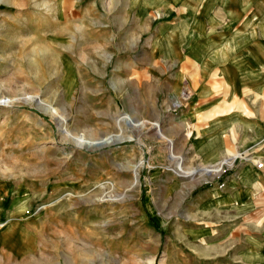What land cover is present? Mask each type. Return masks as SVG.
Wrapping results in <instances>:
<instances>
[{
    "label": "rangeland",
    "instance_id": "374dc122",
    "mask_svg": "<svg viewBox=\"0 0 264 264\" xmlns=\"http://www.w3.org/2000/svg\"><path fill=\"white\" fill-rule=\"evenodd\" d=\"M175 1L140 29L122 13L127 0H0V232L26 227L52 258L70 242L89 264L264 262L251 246L264 208L208 204L241 158L264 206V141L216 151L261 133V67L225 78L189 57L225 60L209 48L222 25ZM233 114L251 125L210 128ZM71 136L126 139L77 148Z\"/></svg>",
    "mask_w": 264,
    "mask_h": 264
},
{
    "label": "crops",
    "instance_id": "0c3cea01",
    "mask_svg": "<svg viewBox=\"0 0 264 264\" xmlns=\"http://www.w3.org/2000/svg\"><path fill=\"white\" fill-rule=\"evenodd\" d=\"M180 1L184 11L188 12L189 17H195L197 15L199 18L207 17L209 21H212L210 16L220 17L217 23L222 25L221 41L218 43L215 42L209 48L217 52L223 49L227 53L225 60H223L224 56L222 53H217L216 57L213 58L208 54L209 52L199 57L190 53L189 57L195 58L199 64L205 63L206 69L223 73L225 78H229L230 75H232V78H238L239 74L249 73L256 70V67H261V79L263 80L261 85L264 87V0H258V3L252 4L249 7H247L248 3H246L245 8L233 3L232 0ZM125 4L127 6L123 9L124 11L122 13L132 19L134 18V24L138 28L148 29L149 25L147 24V20L149 16L153 17L156 13L165 12L164 10L169 11L175 9L176 1L127 0ZM239 17L242 21L246 17L245 21L243 23H238L240 20L235 22ZM183 21H186V18ZM150 29L157 31L158 27H155L152 22ZM162 29H160L161 33ZM185 36L186 41H190L191 34H186ZM254 54L258 56L254 57ZM219 58L222 59L223 66L221 68L209 67V64L218 63ZM187 59L190 61L189 58ZM234 63H239L240 65ZM230 73L238 74L233 75ZM255 89V91L261 92L257 84H255ZM239 122L245 123L246 127H248L251 125L252 120L248 118L243 120L238 114H233L230 117L214 120L209 123V126L215 129L224 128L230 125H237ZM261 126V133L257 134L255 132L253 133V131H251V135L243 133L241 141H237L236 143H232L228 139H223L219 143V146L216 147V151L225 154L229 149L235 151V149H238V146L248 149L259 141H264V124ZM210 137L213 140L209 139ZM255 137L256 140L253 141ZM216 138L218 137L209 135L206 142L214 141ZM251 138L253 142L250 141ZM248 142H251V144L246 145ZM262 150V157L264 158V147ZM236 160L231 166V172L228 174L229 177L224 181L223 188L220 191L214 190L210 192L208 204L216 207L220 206V208L222 207V211L223 208L224 210L228 208L231 211L237 207L238 200H240L241 203L249 202L250 207L252 205L253 207L260 205V207L264 208L257 201L261 197V192L256 190V188L253 190V185L258 180V172L248 162L244 163L245 161L241 158H236ZM259 182L264 188V181L261 180ZM258 215L256 213L255 217H258ZM25 228L20 227L17 231L8 230L0 232V264H89L88 256L85 257L84 254H78V249L74 248L70 242H67L68 246L66 248L57 250L56 257L52 258L49 256L48 249L36 246L33 234L26 231ZM251 246H254V252L257 255L264 257V235L261 238H257L254 245ZM91 264H93V259L91 260Z\"/></svg>",
    "mask_w": 264,
    "mask_h": 264
},
{
    "label": "bare ground",
    "instance_id": "6f19581e",
    "mask_svg": "<svg viewBox=\"0 0 264 264\" xmlns=\"http://www.w3.org/2000/svg\"><path fill=\"white\" fill-rule=\"evenodd\" d=\"M29 101H31V100H29ZM63 134H65V135L67 134V136H70L68 134V132L65 131V130H64ZM71 139L73 140L74 145L77 148L78 147L79 148H81V147H86V148H100V147H103V146L108 145L110 143L118 142V141H121V140L123 141V139H126V138L125 137H122V136L121 137L120 136H118V137L109 136V137H106L105 139H100V140H95V139H93V140H86V139H84L82 137L71 136ZM173 159H175V158H173ZM177 167L179 169V173L180 174H186V172L183 171L184 169H181L182 166H181V160L180 159H178V161H177ZM205 173H210V171H206ZM188 174H189L188 176H193V175H195V171L189 172Z\"/></svg>",
    "mask_w": 264,
    "mask_h": 264
}]
</instances>
